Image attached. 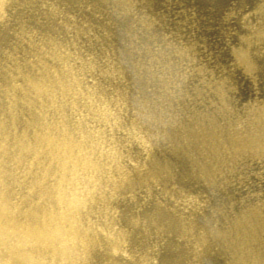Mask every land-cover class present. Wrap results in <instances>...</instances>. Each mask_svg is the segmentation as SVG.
<instances>
[{
  "label": "rangeland",
  "instance_id": "374dc122",
  "mask_svg": "<svg viewBox=\"0 0 264 264\" xmlns=\"http://www.w3.org/2000/svg\"><path fill=\"white\" fill-rule=\"evenodd\" d=\"M0 84L10 131L14 92L18 123L36 102L40 122L117 149L132 182L112 178L106 221L127 244L113 256L264 264V0H10ZM38 84L66 118L49 103L45 118Z\"/></svg>",
  "mask_w": 264,
  "mask_h": 264
},
{
  "label": "bare ground",
  "instance_id": "6f19581e",
  "mask_svg": "<svg viewBox=\"0 0 264 264\" xmlns=\"http://www.w3.org/2000/svg\"><path fill=\"white\" fill-rule=\"evenodd\" d=\"M9 1L0 0V18ZM15 88L10 85V92ZM49 90L38 84L31 93L46 104L45 118L48 103L66 118L67 108ZM63 92L67 97V89ZM18 101L13 92L10 111L18 131L0 121V264H115L119 259L131 264L113 256L127 247L126 234L106 221L116 191L132 182L117 149L100 147L104 133L87 132L80 142L67 125L40 122L32 110L36 102H26L29 115L18 123ZM115 176L119 189L111 192Z\"/></svg>",
  "mask_w": 264,
  "mask_h": 264
}]
</instances>
